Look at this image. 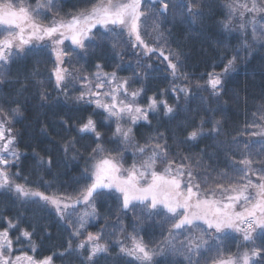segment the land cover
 I'll return each mask as SVG.
<instances>
[{
    "label": "snow or ice",
    "instance_id": "obj_1",
    "mask_svg": "<svg viewBox=\"0 0 264 264\" xmlns=\"http://www.w3.org/2000/svg\"><path fill=\"white\" fill-rule=\"evenodd\" d=\"M87 2L90 7L61 15L57 0H35L34 7L24 0H0V194L13 196L22 206L55 210L72 230L67 245L54 255L67 258L69 264L73 258L80 264H98L100 257L111 255L113 242L118 256L131 258L126 264H264V93L252 112L256 119L246 121L243 129L226 131L224 115L228 103L224 97L229 95L226 78L256 51L264 52V0H225L226 15L220 27L229 36L237 34V45L231 55L225 51L222 70L210 72L204 84H193L183 70L184 46L171 47L170 37L177 24L202 20L205 9L211 8L207 0ZM46 14L52 15L48 23L40 19L47 18ZM105 42L120 59L123 51L118 49L122 45L130 48L136 57L135 68L129 64L132 77H121L116 69L107 71L100 62L90 70L76 67L80 60L93 57L96 49H103ZM217 46L226 47L219 41ZM45 50L54 58L48 81H54L55 95L39 79L37 68L13 74L19 61ZM153 58L164 64L171 86L147 96L141 105L138 98L147 95L150 74L160 71L154 68ZM133 83L140 86L132 88ZM76 84L80 85L76 89L79 95H72ZM29 86L36 88L40 107L48 106L50 111L61 105V97L63 105L70 103L75 112L92 109L75 123L70 117L59 120L63 132L76 133L71 139L62 137L65 174L74 186L71 192L46 194L39 185L16 182L26 154L18 148L14 122L23 114L25 105L20 98ZM194 87L208 91L209 96L199 97L197 107L189 109L188 103L196 98ZM5 89L12 91L5 96ZM169 93L175 103H169ZM231 94L239 99L238 92ZM244 103L247 105V97ZM211 104L216 107H204ZM180 112L186 113L182 119ZM157 115L167 122L179 120L177 128H183V136L168 128L161 130L159 121L154 126ZM52 126L45 123L41 131L47 135ZM144 128L149 130L147 136L141 131ZM208 138L214 143L205 145L196 156L180 151L184 145ZM80 141H88L81 145L83 151L77 148ZM209 148L214 151L210 153ZM128 152L132 163L126 167ZM221 154L227 161L226 170L211 163ZM35 155L45 171L54 166L51 155ZM80 160L82 168L73 163ZM12 168L17 171L10 173ZM41 180L51 186L50 181ZM105 200H112L115 206L102 216L98 203ZM81 205L83 209L78 211ZM129 213L131 223H127ZM21 216H0V264H54L53 255L16 254L17 246L25 242L36 250V229L31 224L21 227ZM111 217L113 222L107 223ZM101 219L106 222L99 231H86L90 223ZM156 229L159 239L146 242L144 235ZM237 236L242 242L232 252L230 242Z\"/></svg>",
    "mask_w": 264,
    "mask_h": 264
},
{
    "label": "trees",
    "instance_id": "obj_2",
    "mask_svg": "<svg viewBox=\"0 0 264 264\" xmlns=\"http://www.w3.org/2000/svg\"><path fill=\"white\" fill-rule=\"evenodd\" d=\"M24 2L31 4L33 7L35 6V0H24ZM207 2L211 5V8L205 9V15L202 20L195 24H189L187 22L177 24L173 29L172 37H170L171 47L175 48L177 43L184 46L186 58L183 60V70L192 79L193 84L196 82L204 84L210 72H220L225 63L222 59L225 51H227L228 55H231L232 49L237 45V34L233 33L229 36L224 33L220 27L226 15V9L222 7L225 0H207ZM86 6L90 7L87 0H57V9L60 11L61 15L73 11L74 8L79 9ZM46 16L47 18L43 16L40 18L44 23H48L52 18L51 14H46ZM122 39L126 41L127 36H124ZM218 41L226 46L225 49H221L217 46ZM65 43L66 46H70L69 42L66 41ZM118 51H123V59L116 57L111 49L110 43L105 42V47L103 49H96V53L93 57L80 60L79 63H76V67L90 70L95 62H100L105 64V69L107 71L116 69L119 76L132 77V68L136 66V57L133 55L130 48L124 45H122ZM36 60H39L38 64L35 63ZM53 62L54 58L50 56L47 50L38 54L33 53L28 60L19 61L13 66V74L15 75L17 70L30 73L32 68L35 67L40 72L39 79H43L46 83L47 90L55 95L54 81H48ZM151 62L154 68L158 67L160 71H153L150 74L146 82L147 95H142L138 98V103L141 105L145 104L147 96L157 94L161 90L171 86V77L164 71V64L160 63L155 58H153ZM118 64L121 65V67L117 69L116 66ZM129 64L132 65V68H129ZM226 79L229 95L224 97V100L228 102L224 105V115L227 118L226 131L231 132L235 128L243 129L246 121L251 122L253 119H256L252 116V112L255 111L256 105L260 103L259 97L264 93V52L256 51L250 59L239 63L237 65V70L231 73ZM179 83H183V81H179ZM131 86L132 88H137L140 85L133 83ZM79 87L80 85L76 84L75 89L71 90V94L79 95V92L76 90L79 89ZM10 91H12V89H5L2 94L7 96ZM233 91L239 93V99L232 96L231 93ZM193 92L196 98L188 103L187 107L189 109H195L197 107L199 104V97L203 96L208 98L209 96L208 91L197 90L195 87L193 88ZM244 97L248 98L247 105L244 103ZM166 98L169 100V103H175V98L170 93ZM20 99L25 107L23 114L14 122V131L18 134V148L21 153L26 155L20 162V175L15 177L16 182L21 184L27 183L31 187L39 185L40 190L45 191L46 194H52L53 192H71L74 186L70 184L65 174L62 137L67 136L71 139L76 136V133L74 130L71 132H63L59 127V120L61 117H70L75 123L76 119L91 114L92 109L88 108L87 112H75L70 103L67 106L63 105V97H61V105L55 110L50 111L48 106L40 107L41 102L37 95V90L31 86H29L28 91H26ZM180 107H185L183 100L180 102ZM204 107L215 108L216 105L211 104L205 105ZM185 115L186 113L180 112L179 118L182 119ZM201 115H204L203 111H201ZM209 116H211V113H209ZM158 121L163 125L161 130L168 128L169 130H174L178 137L183 136V128H177L179 120L167 122L166 120H161L160 116L157 115L156 119L153 120V125L155 126ZM195 122H198V118H196ZM45 123L53 125L48 129L47 135L41 131V127ZM111 126L114 127V125ZM103 130L104 129H102V131ZM141 131L145 136L149 134L147 128L141 129ZM228 138L230 139V137ZM221 139H224V137H221ZM84 143H88V141H80L77 144V148L83 151L81 145ZM213 143L214 141L210 138L202 139L199 142L191 143V145H184L180 151L190 152L193 156H196L201 153V149H204L205 145H212ZM109 147H112V145H109ZM176 150L175 146H173V151ZM208 151L211 153L214 149L209 148ZM37 153L39 156L45 158L51 155L54 166L48 171L38 166L35 155ZM125 157L124 163L127 167L132 163L131 153H125ZM205 162L207 163V161ZM73 163H78L80 168L84 165L82 160ZM211 163L213 167L219 170H226L227 161L222 154L218 157H214ZM16 171V168H12L10 173ZM75 174L76 173H73V175ZM41 177H43L44 180L50 181L51 186L45 185ZM110 206H115L112 200H105L98 203V208L102 216L107 213ZM18 213L22 214L21 227H28V225L31 224L32 227L36 229L33 236V241L36 244L35 252L32 251L31 245L28 242L17 246L21 247L20 252L27 253L36 258L53 255L54 264H69L67 258L54 255L62 251L63 247L67 245L69 234L72 230L67 226V223L61 221L52 208L40 211L37 210L34 205L22 206L21 202L15 200L13 196L0 194V216L15 217ZM131 217L132 214L129 213L127 223H131ZM113 220L114 217H111L107 223H112ZM105 222L104 219L94 221L92 225L89 224V226H87L86 231L95 233L99 231ZM128 232H131V228H128ZM142 235L144 234L142 233ZM159 237L160 233L158 229L151 230L148 235H144L146 242L150 239H159ZM119 239L124 240L125 244L126 242H130L126 240L124 236H120ZM241 242L242 237L240 236H237L234 242H230L231 251H237L236 244ZM117 253L118 248L113 242L111 255L100 257L98 264H126L127 261L131 260L129 257L118 256ZM72 264H80V260L73 258ZM132 264H136V262L132 261Z\"/></svg>",
    "mask_w": 264,
    "mask_h": 264
},
{
    "label": "rangeland",
    "instance_id": "obj_3",
    "mask_svg": "<svg viewBox=\"0 0 264 264\" xmlns=\"http://www.w3.org/2000/svg\"><path fill=\"white\" fill-rule=\"evenodd\" d=\"M261 123H264V122H261ZM249 131H258V129H249ZM243 139H260L259 137H243ZM255 193L253 192V195H254ZM83 209V205H81V206H78V211H80V210H82ZM54 210V209H53ZM55 211V210H54ZM69 212H72V209H69L68 210ZM77 214H78V212H77ZM71 219L73 220V221H75V219H76V216L75 215H73L72 217H71ZM94 222V221H93ZM92 222V223H93ZM92 223H90V225H92ZM89 226V225H88ZM71 229V228H70ZM126 244H130V242H126ZM28 246V245H27ZM18 248V251H17V253L16 254H21V252H20V249H21V247H17Z\"/></svg>",
    "mask_w": 264,
    "mask_h": 264
}]
</instances>
